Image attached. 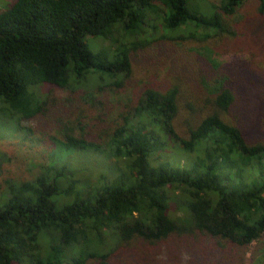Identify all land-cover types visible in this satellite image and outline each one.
I'll use <instances>...</instances> for the list:
<instances>
[{
	"label": "trees",
	"instance_id": "trees-1",
	"mask_svg": "<svg viewBox=\"0 0 264 264\" xmlns=\"http://www.w3.org/2000/svg\"><path fill=\"white\" fill-rule=\"evenodd\" d=\"M211 41L252 60L209 80L182 44ZM207 52L200 46L216 64ZM135 61L153 75L115 128L102 125L108 110L95 133L81 127L87 116L71 122L79 90L126 88ZM0 113L18 128L56 118L59 153H105L127 166L99 185L79 186L67 164L7 179L0 264H245L264 238V0L210 10L198 0H15L0 11ZM168 148L196 157L158 161Z\"/></svg>",
	"mask_w": 264,
	"mask_h": 264
},
{
	"label": "rangeland",
	"instance_id": "rangeland-1",
	"mask_svg": "<svg viewBox=\"0 0 264 264\" xmlns=\"http://www.w3.org/2000/svg\"><path fill=\"white\" fill-rule=\"evenodd\" d=\"M14 1L0 0V11L8 9ZM219 1L198 0V3L202 5L204 10H210L212 5ZM96 43H98L99 48L103 45L101 40L96 41ZM215 44L212 41L208 43L191 42L186 46L182 44V50H188L189 55L195 56V58L190 59V64H193L197 59L193 67L198 68L200 73L209 80L212 75L219 76L223 72L230 73L225 68L226 66L233 65L235 62L241 63L252 60L248 53H223L218 47L216 48ZM200 46L211 51L207 52L206 55L214 60L216 64L211 63L210 65L200 55ZM212 70L214 74L210 73ZM152 75L153 73L147 64L135 61L133 76L126 88L118 90L107 87L100 92L97 89L94 90V86L91 85L87 92L79 90L78 95L73 97L76 104L79 103V105L70 118L71 122L87 116L81 123V127L84 128L85 132L95 133L97 131L95 124L98 123L100 114L103 110H108L109 113L105 116L107 122L102 123V125H107V129L115 128L116 123L121 122L119 114L126 113L137 105L141 92L144 86L150 83L149 80ZM166 76L167 69L162 71L155 81L161 84ZM48 89L42 86L37 89V92L45 97ZM54 95L57 100L72 98L69 90H55ZM185 96L188 97V92L184 95V99ZM95 102L97 107L93 105ZM197 110H199L198 107ZM15 120V117L10 118L0 113V191L6 187L5 181L7 179L17 181L34 180L47 167L50 168L53 165L67 164L72 170L76 171V178L80 181L79 186L99 185L105 181L113 180L120 170H127L126 161L114 159L105 153H59L57 150L58 145L52 140V138L63 139L62 130L59 129L60 124L56 123V118L40 116L28 121L25 120L21 122L20 128H18ZM64 120L68 122L67 117ZM99 129L103 130V127ZM80 134H82V130L79 128L76 135L79 136ZM168 144L170 145V143ZM158 156L161 157L158 161L167 160L175 166H187L196 157L195 154L188 155L174 148H168L162 154L160 152ZM245 264H264V238L250 246Z\"/></svg>",
	"mask_w": 264,
	"mask_h": 264
}]
</instances>
